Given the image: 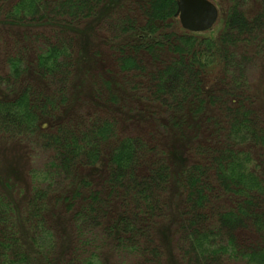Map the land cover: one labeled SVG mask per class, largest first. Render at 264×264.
Instances as JSON below:
<instances>
[{
	"label": "trees",
	"instance_id": "trees-1",
	"mask_svg": "<svg viewBox=\"0 0 264 264\" xmlns=\"http://www.w3.org/2000/svg\"><path fill=\"white\" fill-rule=\"evenodd\" d=\"M212 1L0 0V264H264V0Z\"/></svg>",
	"mask_w": 264,
	"mask_h": 264
},
{
	"label": "water",
	"instance_id": "water-1",
	"mask_svg": "<svg viewBox=\"0 0 264 264\" xmlns=\"http://www.w3.org/2000/svg\"><path fill=\"white\" fill-rule=\"evenodd\" d=\"M176 15L184 29L205 32L217 23L219 9L212 0H177Z\"/></svg>",
	"mask_w": 264,
	"mask_h": 264
},
{
	"label": "rangeland",
	"instance_id": "rangeland-1",
	"mask_svg": "<svg viewBox=\"0 0 264 264\" xmlns=\"http://www.w3.org/2000/svg\"><path fill=\"white\" fill-rule=\"evenodd\" d=\"M256 76H259V75H256ZM260 86H261V91H263V92H261V97H263V100H264V82H263V80H262V82H260V84L258 83V88H260Z\"/></svg>",
	"mask_w": 264,
	"mask_h": 264
}]
</instances>
